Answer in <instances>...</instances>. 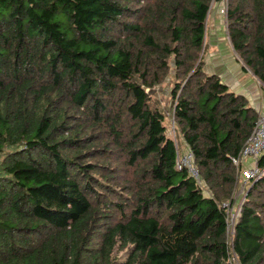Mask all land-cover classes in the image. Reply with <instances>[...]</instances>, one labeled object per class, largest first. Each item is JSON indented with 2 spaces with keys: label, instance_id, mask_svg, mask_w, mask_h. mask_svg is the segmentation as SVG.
Returning a JSON list of instances; mask_svg holds the SVG:
<instances>
[{
  "label": "trees",
  "instance_id": "1",
  "mask_svg": "<svg viewBox=\"0 0 264 264\" xmlns=\"http://www.w3.org/2000/svg\"><path fill=\"white\" fill-rule=\"evenodd\" d=\"M212 2L0 0V264H264V177L232 161L259 115L207 70ZM226 17L264 85V0Z\"/></svg>",
  "mask_w": 264,
  "mask_h": 264
},
{
  "label": "crops",
  "instance_id": "2",
  "mask_svg": "<svg viewBox=\"0 0 264 264\" xmlns=\"http://www.w3.org/2000/svg\"><path fill=\"white\" fill-rule=\"evenodd\" d=\"M222 22L224 21L217 12L209 22L210 53H208L207 70L211 73H218L225 85L235 93L245 96L260 117L261 114H264V89L260 86V82L248 70L244 69L233 53L227 39L226 24L224 26ZM187 152V150L184 151L182 157ZM241 188L243 189L242 186Z\"/></svg>",
  "mask_w": 264,
  "mask_h": 264
},
{
  "label": "built area",
  "instance_id": "3",
  "mask_svg": "<svg viewBox=\"0 0 264 264\" xmlns=\"http://www.w3.org/2000/svg\"><path fill=\"white\" fill-rule=\"evenodd\" d=\"M262 155H264V116L259 117L254 131L246 142L240 156L232 159L233 163L238 168L242 169L241 174L245 183L257 182L264 177V166L261 165L260 161ZM245 165H247V167ZM182 166L187 167L193 177L201 184L199 171L193 166V154L191 152L184 156L182 161H178L177 168L181 170ZM244 200L245 187L235 194L230 203L223 205L226 209L228 233L230 237H233L236 232V224L240 217ZM229 259L231 264H241L239 257L234 252L230 255Z\"/></svg>",
  "mask_w": 264,
  "mask_h": 264
},
{
  "label": "rangeland",
  "instance_id": "4",
  "mask_svg": "<svg viewBox=\"0 0 264 264\" xmlns=\"http://www.w3.org/2000/svg\"><path fill=\"white\" fill-rule=\"evenodd\" d=\"M210 10H211V13H210V19L214 16V14L217 12V13H219V15L222 17V21H224V22H222V23H224V26H225V24L227 23V17H226V15H227V11H228V0H220V1H215V0H213V2H212V5H211V8H210ZM224 12V13H223ZM65 19L66 21H67V18L64 16V15H59L57 18H56V20L57 21H60L61 19ZM208 27H210V25L208 24ZM207 39L209 40V38L207 37ZM227 39L229 40V37H227ZM209 49H210V46L208 45V53H210L209 52ZM237 57V56H236ZM208 58H209V55H207V57H206V61L208 60ZM238 59V58H237ZM240 61V60H239ZM208 62V61H207ZM241 62V61H240ZM209 64H210V61H209ZM241 64H242V62H241ZM242 66H243V64H242ZM259 82V81H258ZM260 86L264 89V85H262L261 83H260ZM162 90H164V91H168L167 89H166V87H164ZM159 91H160V93L162 92L161 91V88L159 89ZM163 91V92H164ZM169 92V91H168ZM161 99H162V101L164 102V104L166 105V106H169V104H170V100H169V98H166V97H163V96H160V95H158ZM167 111H168V109H167ZM261 116H264V114H261ZM260 116V117H261ZM248 165V164H247ZM247 165H245L246 167H247ZM243 187H245V186H243Z\"/></svg>",
  "mask_w": 264,
  "mask_h": 264
}]
</instances>
